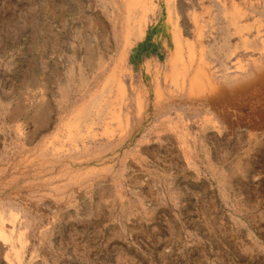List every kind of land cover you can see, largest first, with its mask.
I'll return each mask as SVG.
<instances>
[{"label": "rangeland", "instance_id": "1", "mask_svg": "<svg viewBox=\"0 0 264 264\" xmlns=\"http://www.w3.org/2000/svg\"><path fill=\"white\" fill-rule=\"evenodd\" d=\"M156 1L0 0V264H264V0Z\"/></svg>", "mask_w": 264, "mask_h": 264}, {"label": "bare ground", "instance_id": "2", "mask_svg": "<svg viewBox=\"0 0 264 264\" xmlns=\"http://www.w3.org/2000/svg\"><path fill=\"white\" fill-rule=\"evenodd\" d=\"M117 1V0H115ZM131 1V6L134 5V3L136 4L137 2H140L141 0H130ZM142 1H146V0H142ZM158 1V0H157ZM156 1V4L159 2ZM170 1L169 4H173L175 0H167ZM194 1V0H193ZM195 2V1H194ZM215 2V1H214ZM150 3V2H149ZM148 3V4H149ZM182 4V2H181ZM184 5V4H183ZM209 6V5H208ZM223 6V11L226 14L227 17V22L228 25L232 28H234V34H238L239 37L242 39L244 43V46L247 48H254L256 50H259L262 54H264V39H262L260 42H257L256 39H251L249 36L250 31L252 30L253 27H251V25H254V21L253 22H243L244 18L249 15V9L246 6H241L240 4L236 3V2H232L231 6L228 7L225 5V2L222 3ZM108 7V6H107ZM167 7V6H166ZM144 8V7H143ZM154 8V7H153ZM177 8V7H176ZM176 8L174 7V5L171 6V10H172V16L176 19ZM220 8V7H219ZM264 8V7H263ZM157 9V8H156ZM170 9V8H169ZM196 9V8H195ZM209 9V8H208ZM217 9V8H216ZM215 9V10H216ZM221 9V8H220ZM133 10V9H132ZM162 10V9H161ZM167 10V9H166ZM179 10V9H178ZM207 10V9H206ZM219 10V9H218ZM222 10V9H221ZM253 10V9H252ZM143 11V10H142ZM156 11V10H155ZM165 11V9H164ZM208 12V11H207ZM218 12V11H217ZM136 13V12H135ZM134 13V14H135ZM112 14V13H111ZM125 14V13H124ZM139 14V13H138ZM168 14V12H167ZM166 14V15H167ZM217 14V13H216ZM115 15V14H114ZM127 15V14H126ZM136 15V14H135ZM157 15V12H156ZM171 15V14H170ZM206 15V14H205ZM257 15V13H256ZM262 15V13H261ZM152 16V15H151ZM185 16V14H184ZM258 16V15H257ZM256 16V17H257ZM132 17V16H131ZM135 17V16H133ZM159 17V16H158ZM214 17V16H213ZM128 18V16H127ZM223 18V17H222ZM251 18V17H250ZM249 18V19H250ZM141 19V18H140ZM212 19V18H211ZM262 18H259V22L261 21ZM129 20V18H128ZM223 20V19H221ZM143 21V20H142ZM206 21V20H205ZM264 21V20H263ZM128 22V21H127ZM177 22V21H176ZM222 22V21H221ZM148 23V22H145ZM160 23V22H159ZM186 23V22H185ZM208 23V22H207ZM225 23V22H224ZM139 24V23H138ZM141 24V23H140ZM133 25V24H132ZM131 25V26H132ZM182 25V24H181ZM129 26V25H128ZM173 26V25H172ZM203 26V25H202ZM121 27V26H120ZM135 27V26H134ZM147 27V25H146ZM185 27V26H184ZM218 27V26H217ZM220 27V26H219ZM228 27V26H227ZM139 28V27H138ZM183 28V27H182ZM207 28V27H206ZM149 29V28H148ZM158 29V28H157ZM160 29V28H159ZM181 29V28H180ZM138 30V29H137ZM226 30V28H225ZM254 30V29H253ZM127 31V30H126ZM132 31V30H131ZM184 31V30H183ZM182 31V32H183ZM205 31V30H204ZM263 31V30H262ZM116 32V31H115ZM125 32V31H124ZM142 32V26L141 28H139V33ZM150 32V31H149ZM181 32V31H180ZM192 32V31H191ZM206 32V31H205ZM264 32V31H263ZM261 32V33H263ZM123 33V32H122ZM127 33V32H126ZM129 33V32H128ZM154 33V32H153ZM194 33V32H193ZM223 33V32H222ZM260 33V31H259ZM118 34V33H117ZM138 34V33H137ZM190 34V33H189ZM204 34V33H203ZM251 34V33H250ZM256 34V33H255ZM126 35V34H125ZM163 35V34H162ZM196 35V34H195ZM209 35V34H208ZM217 35V34H216ZM220 35V34H219ZM259 35V34H258ZM127 36V35H126ZM129 36V35H128ZM145 36V35H144ZM194 36V35H193ZM192 36V37H193ZM227 36V35H225ZM237 36V35H236ZM188 37V36H187ZM206 37V36H205ZM229 37V36H228ZM238 37V38H239ZM204 38V37H203ZM149 39V37H148ZM151 39V38H150ZM155 39V38H154ZM189 39V38H188ZM217 39V38H215ZM228 39V38H227ZM117 40V39H116ZM176 48H177V53H176V61L177 62V66L174 69V80L176 83V86L183 87L185 84V80H186V75L187 72L190 68V66L192 65V63L195 61L194 60V47L192 45H190L189 47V53H190V59L189 61H186V59L184 58L183 55V50H182V45L180 43V40L177 38L176 39ZM191 40V39H190ZM225 40V39H224ZM232 41V40H231ZM151 42V41H150ZM159 43V42H158ZM202 43V42H201ZM108 44V43H107ZM116 44V43H114ZM122 44V43H121ZM209 44V43H208ZM215 45V44H214ZM217 45V44H216ZM215 45V46H216ZM117 46V44H116ZM144 46V45H143ZM207 46V45H206ZM213 46V47H215ZM223 46V45H222ZM108 47V46H107ZM110 47V46H109ZM120 47V46H119ZM216 48V47H215ZM136 49V48H135ZM213 49V48H212ZM226 49V48H225ZM160 50V49H159ZM210 50V49H209ZM208 50V51H209ZM224 50V49H223ZM232 50V49H231ZM200 51V50H199ZM124 52V51H123ZM137 52V51H136ZM163 52V51H162ZM205 52V51H204ZM164 53V52H163ZM202 53V52H201ZM215 53V52H214ZM239 53V52H238ZM120 54V53H119ZM219 54V53H218ZM247 54V53H246ZM257 54V53H256ZM208 55V53H207ZM227 55V54H226ZM122 56V55H121ZM126 56V55H125ZM238 56V55H237ZM159 57V56H158ZM209 57V56H208ZM215 57V56H214ZM111 59V58H110ZM121 59V58H120ZM160 59V58H159ZM158 59V60H159ZM239 59V58H238ZM252 59V58H251ZM261 59V58H260ZM152 60V59H151ZM244 60V59H243ZM250 62V61H249ZM257 62V61H255ZM164 63V62H163ZM199 63V62H198ZM161 64V63H160ZM210 64V63H209ZM216 64V63H214ZM123 65V64H122ZM157 65V64H156ZM155 65V66H156ZM211 65V64H210ZM237 65V64H236ZM235 65V66H236ZM250 65V64H249ZM106 67V66H105ZM122 67V66H121ZM150 67V66H149ZM103 68V67H102ZM213 68V67H212ZM257 68V67H256ZM216 69V68H215ZM223 69V68H222ZM234 69V68H233ZM236 69V67H235ZM100 70V69H99ZM237 70V69H236ZM242 70V69H241ZM143 71V70H142ZM240 71V70H239ZM100 72V71H99ZM128 72V71H127ZM134 72V71H133ZM243 72V71H242ZM209 73V72H208ZM205 70L204 65L202 64V62H200V64L197 67V71L195 76L193 77V79H191V85L189 87V92L191 93V96H208L209 98H216V97H221L224 96L228 91L222 87H220L218 85V83H216L213 78L208 74ZM217 73V72H216ZM238 73V72H237ZM148 74V73H147ZM194 74V73H193ZM221 74V73H220ZM232 74V73H231ZM190 75V74H189ZM242 75V74H241ZM116 76V75H115ZM129 76V75H128ZM248 76V75H247ZM118 77V76H117ZM153 77V76H152ZM252 80L248 83V82H240V84H238L236 86V92L237 93H241V92H245V89H247L249 87V85L253 84L255 82V80L259 79L262 80L264 79V67L261 66L258 71L256 72V74H252ZM108 79V78H107ZM110 79V78H109ZM127 79V78H126ZM243 79V78H242ZM241 79V80H242ZM106 80V79H105ZM189 80V79H188ZM222 80V79H221ZM225 81V80H224ZM163 82V81H162ZM235 82V81H234ZM108 83V82H107ZM223 83V82H222ZM105 84V83H104ZM231 84V83H230ZM233 84V83H232ZM155 85L153 84V87ZM113 87V85H112ZM229 87V86H227ZM101 88V87H100ZM111 89V88H109ZM119 90L121 92V94H124V87L121 83H119ZM182 90V89H181ZM152 93V92H151ZM149 94V93H148ZM103 95V94H101ZM100 95V96H101ZM106 95V94H105ZM99 96V97H100ZM139 96V95H138ZM148 97V96H147ZM155 97V96H154ZM162 97V96H161ZM187 97V96H186ZM138 98V97H137ZM178 98V97H177ZM103 99V98H102ZM182 99V98H181ZM108 100V99H107ZM176 100V99H174ZM188 100V99H187ZM186 100V101H187ZM96 101V100H95ZM111 101V100H110ZM136 101V100H135ZM144 102V101H143ZM173 102V101H172ZM199 102V101H198ZM206 102V100H205ZM236 102V101H235ZM102 103V102H101ZM106 103V102H105ZM202 103V102H201ZM108 104V103H107ZM169 104V103H168ZM209 104V103H208ZM239 104V103H238ZM193 105V104H192ZM94 106V105H93ZM228 106V105H227ZM254 106V105H253ZM137 107V106H136ZM206 107V106H205ZM251 107V106H250ZM101 108V107H100ZM93 109V108H92ZM123 109V108H122ZM253 109V108H252ZM106 110V109H105ZM205 110V109H204ZM109 111V110H108ZM129 111V110H128ZM218 111V110H217ZM110 112V111H109ZM138 112V111H137ZM243 112V111H242ZM247 112V111H246ZM82 113V112H81ZM103 113V112H102ZM105 113V112H104ZM236 113V112H235ZM227 114V113H226ZM81 116V115H80ZM79 116V117H80ZM96 116V115H95ZM99 116V115H98ZM105 116V114H104ZM116 116V115H115ZM135 117V116H134ZM168 118V117H167ZM104 119V118H103ZM79 120V119H78ZM83 120V119H82ZM168 120V119H167ZM73 121V120H72ZM128 121V120H127ZM118 122V121H117ZM129 123V122H127ZM82 124V123H81ZM212 124V123H211ZM251 124V123H250ZM78 125V124H77ZM125 125V124H124ZM134 125V124H133ZM169 125V124H168ZM167 125V126H168ZM122 127V126H121ZM216 127V126H215ZM104 128V127H103ZM121 130V129H120ZM212 130V129H211ZM203 134V133H202ZM103 135V134H102ZM118 135V134H117ZM68 136V135H67ZM101 136V135H100ZM111 137V136H110ZM100 138V137H99ZM95 139V138H94ZM166 139V138H165ZM199 139V138H198ZM203 140V139H202ZM170 141V140H169ZM122 142V141H121ZM201 143V142H200ZM174 145V144H173ZM204 146V145H203ZM204 156V155H203ZM185 160V159H184ZM196 160V159H195ZM209 161V160H208ZM187 164V163H186ZM189 165V164H188ZM0 233H2V229L0 228ZM3 237V236H2ZM20 239V238H19ZM21 240V239H20ZM24 245V244H23ZM22 246V245H21ZM23 247V246H22Z\"/></svg>", "mask_w": 264, "mask_h": 264}]
</instances>
